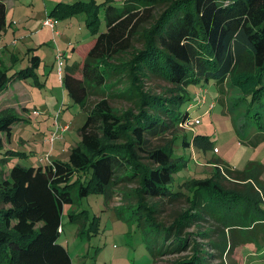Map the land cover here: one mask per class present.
Here are the masks:
<instances>
[{
    "label": "trees",
    "instance_id": "1",
    "mask_svg": "<svg viewBox=\"0 0 264 264\" xmlns=\"http://www.w3.org/2000/svg\"><path fill=\"white\" fill-rule=\"evenodd\" d=\"M80 4L92 31L100 10L106 24L76 61L63 66L62 84L86 112L80 142L66 160L14 164L6 172L9 149L0 136V264H72L58 236L63 206L73 203V191L79 197L100 193L109 199L115 188L131 183L136 184L130 190L134 202L128 205L164 232L168 244L158 254L190 248L191 254L177 264H227L237 244L263 231L257 224H264V213L235 202L230 196L238 194L211 177L195 180L190 194L170 190L172 174L180 167L174 146L194 106L189 84L228 79L241 92L252 91L253 100L264 93V0ZM6 26V5L0 0V37ZM33 57L37 64L39 57ZM0 62V92L28 75L7 74ZM18 119L14 110H0V134L7 141ZM180 140L189 146L185 134ZM180 196L187 208L165 225L159 219L162 206L153 200ZM206 219L214 226L187 232Z\"/></svg>",
    "mask_w": 264,
    "mask_h": 264
},
{
    "label": "rangeland",
    "instance_id": "2",
    "mask_svg": "<svg viewBox=\"0 0 264 264\" xmlns=\"http://www.w3.org/2000/svg\"><path fill=\"white\" fill-rule=\"evenodd\" d=\"M3 1L7 6L9 30L3 31L5 37L0 46L5 51L7 47L11 56L2 52L1 60L7 74L28 73L0 92V110L9 108L21 117L12 125L9 141L5 134H0L4 148L9 149L3 163L7 172L14 164L28 167L54 159L66 160L71 147L80 142L78 130L86 112L58 80L55 55L62 52L64 67L71 65L95 34L106 30V24L100 10L99 23L92 31L86 24V10L79 7L80 3L98 4L104 0ZM61 14L62 18L56 17ZM47 18L57 19L55 29L59 34L54 35L55 29L43 24ZM33 56L39 57L37 64ZM186 91L194 106L174 146L180 167L172 174L169 189L190 194L195 180L211 177L224 190L238 194L230 196L235 202L250 204L263 214L264 93L253 100L252 91L245 94L228 79L222 84L212 79L189 84ZM55 115L60 123L69 125L50 146L47 137L55 127ZM182 134L189 146L181 143ZM135 185L118 186L109 199L100 193L79 197L73 191V203L63 206L58 236L72 264H177L180 258L191 254V249L186 247L183 251L157 253L168 243L164 245L162 230L155 229L137 208L128 205L134 202L130 190ZM153 202L161 204L159 219L165 225L188 206L184 196ZM199 223L187 228V232L196 233L214 226L209 219ZM257 227L263 231L259 230L256 239L237 244L227 257V264H264V224ZM197 240L202 244L206 241L200 237ZM206 249L208 253L213 251Z\"/></svg>",
    "mask_w": 264,
    "mask_h": 264
},
{
    "label": "built area",
    "instance_id": "3",
    "mask_svg": "<svg viewBox=\"0 0 264 264\" xmlns=\"http://www.w3.org/2000/svg\"><path fill=\"white\" fill-rule=\"evenodd\" d=\"M43 24L49 25L52 29H55L56 26V19L52 18H47L43 21ZM59 34V31L57 29L54 30V35ZM62 52H58L55 55V62H56V74L58 77V80L62 83V72H63V66H64V57L62 55ZM204 96L201 97V101H203ZM195 122H197V118L194 119ZM187 122L185 123V125ZM54 129L50 131L48 137H47V142L52 146L54 140L56 138H59L63 135L65 131L68 130V123H60L57 119V115H55L54 118ZM59 230H61L59 228Z\"/></svg>",
    "mask_w": 264,
    "mask_h": 264
},
{
    "label": "crops",
    "instance_id": "4",
    "mask_svg": "<svg viewBox=\"0 0 264 264\" xmlns=\"http://www.w3.org/2000/svg\"><path fill=\"white\" fill-rule=\"evenodd\" d=\"M4 3H5V2H4ZM5 5H6V3H5ZM6 9H7V6H6ZM6 21H7V18H6ZM8 26H9V25H8ZM8 26H6V29H5V32L7 31V33H8V30H9V27H8ZM3 37H5V36H1V37H0V45H1V43H2V38H3ZM4 49H6V51L3 50V48L0 46V58L2 57V55H1L2 52H3V53H5V52H9L8 49H7V47H4ZM4 55H5V54H4ZM9 56H11V53H10V52H9ZM9 56H8V57H9ZM12 58H13V57H12ZM17 80H18V79H16V81H17ZM10 84H11V83H10ZM10 84H9V85H10ZM12 90H13V89H12ZM5 92H6V91H5ZM24 107H26L25 104H24ZM35 111H36V110H34L33 112H35Z\"/></svg>",
    "mask_w": 264,
    "mask_h": 264
}]
</instances>
